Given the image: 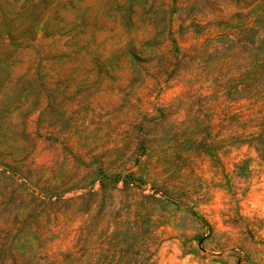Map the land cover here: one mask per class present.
Segmentation results:
<instances>
[{
	"label": "rangeland",
	"instance_id": "rangeland-1",
	"mask_svg": "<svg viewBox=\"0 0 264 264\" xmlns=\"http://www.w3.org/2000/svg\"><path fill=\"white\" fill-rule=\"evenodd\" d=\"M0 264H264V0H0Z\"/></svg>",
	"mask_w": 264,
	"mask_h": 264
}]
</instances>
